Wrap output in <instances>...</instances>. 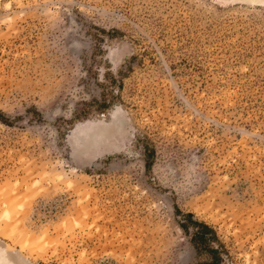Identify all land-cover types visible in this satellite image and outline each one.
<instances>
[{
	"label": "rangeland",
	"instance_id": "374dc122",
	"mask_svg": "<svg viewBox=\"0 0 264 264\" xmlns=\"http://www.w3.org/2000/svg\"><path fill=\"white\" fill-rule=\"evenodd\" d=\"M0 192L18 264H264V7L1 0Z\"/></svg>",
	"mask_w": 264,
	"mask_h": 264
},
{
	"label": "bare ground",
	"instance_id": "6f19581e",
	"mask_svg": "<svg viewBox=\"0 0 264 264\" xmlns=\"http://www.w3.org/2000/svg\"><path fill=\"white\" fill-rule=\"evenodd\" d=\"M246 1H249V2H252V3H255V4H258L259 6L264 7V4L260 3L259 0H246ZM0 5H1V0H0ZM53 177H54L55 180H58L59 182L60 181H64L67 185L69 183H71V185H73V181H71V180H65L63 173L56 172V173H54V176ZM59 177H63V179H59ZM16 205H17V203H16ZM5 209L6 210L4 212V219L6 221V224L8 226H10V227L11 226L17 227L18 230H20V232H19L20 236H22V238L26 239V243L29 246H32V247L36 246L38 244V239L39 238H36V236L32 235L31 231H29L28 229H26L24 226L21 225L22 217H21V215L18 216V214L20 212H22V211L18 212L16 206H11V207H8V208H5ZM19 210H20V208H19ZM6 213H11V222L9 221L8 217L5 215ZM44 238H45V236H44ZM10 256H9V253L5 252L4 250H1L0 251V264H18Z\"/></svg>",
	"mask_w": 264,
	"mask_h": 264
},
{
	"label": "snow or ice",
	"instance_id": "6c2138e0",
	"mask_svg": "<svg viewBox=\"0 0 264 264\" xmlns=\"http://www.w3.org/2000/svg\"><path fill=\"white\" fill-rule=\"evenodd\" d=\"M260 3L264 4V0H259ZM11 5H6V7H10ZM246 71V69H245ZM59 179H63V177H59ZM35 187V186H34ZM68 187L71 188L72 185L71 183L68 184ZM0 195H3L2 192H0ZM32 197H30L31 199ZM7 207V205H5ZM20 211H24V205H21ZM9 221L11 222V213H6L5 214ZM2 217H0V221H2ZM77 227H80L79 224L76 225ZM16 228L11 227L9 229V226L4 225L2 222H0V235H4L7 239L14 240L16 238ZM40 242L43 243V237L40 238ZM43 247H48L47 244H44Z\"/></svg>",
	"mask_w": 264,
	"mask_h": 264
},
{
	"label": "trees",
	"instance_id": "16d2710c",
	"mask_svg": "<svg viewBox=\"0 0 264 264\" xmlns=\"http://www.w3.org/2000/svg\"><path fill=\"white\" fill-rule=\"evenodd\" d=\"M192 216L193 215H188V217H187L189 222H191L192 227L196 228V229H202V232H203V236L199 237V240L201 242H205L207 240L206 238H207L208 235L214 236L213 238L215 239L214 230L212 228H210L208 225L204 224V223H198L196 221H191L192 220ZM180 227H181V229L184 232H186V233L188 232L187 227L185 225L181 224ZM196 238H198V237H196ZM197 248H198L197 250H199V247H197Z\"/></svg>",
	"mask_w": 264,
	"mask_h": 264
}]
</instances>
